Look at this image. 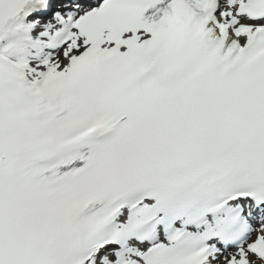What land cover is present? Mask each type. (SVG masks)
<instances>
[{
	"label": "snow or ice",
	"instance_id": "6c2138e0",
	"mask_svg": "<svg viewBox=\"0 0 264 264\" xmlns=\"http://www.w3.org/2000/svg\"><path fill=\"white\" fill-rule=\"evenodd\" d=\"M0 264H264V0H0Z\"/></svg>",
	"mask_w": 264,
	"mask_h": 264
}]
</instances>
